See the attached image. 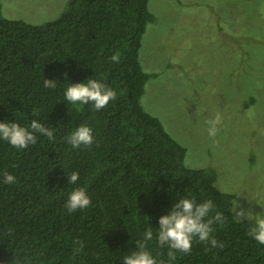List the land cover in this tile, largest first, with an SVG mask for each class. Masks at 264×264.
<instances>
[{
    "label": "trees",
    "instance_id": "trees-1",
    "mask_svg": "<svg viewBox=\"0 0 264 264\" xmlns=\"http://www.w3.org/2000/svg\"><path fill=\"white\" fill-rule=\"evenodd\" d=\"M148 4L70 0L58 18L35 24L6 17L0 2V120L28 125L38 119L52 130L51 138L41 135L26 149L0 140V264H11L14 251L29 250L43 253L45 264H121L118 258L135 247L131 241L145 226L144 216L158 226L177 194L211 199L223 212L212 233L218 244L194 240L190 252L176 251L172 258L153 240L148 247L158 260L264 264V244L249 234L252 221L233 214L236 194L217 187L214 166H189V148L142 105L151 73L141 64L140 49L147 25L157 19ZM117 53L119 62L111 60ZM89 76L117 91L99 111L63 99L67 78ZM46 78H58L57 86L46 88ZM84 123L94 129L95 141L72 148L66 137ZM73 170L92 199L87 209L69 212L64 202L76 185L67 184L65 172ZM5 173L16 182L4 183ZM77 240L84 250L74 254Z\"/></svg>",
    "mask_w": 264,
    "mask_h": 264
},
{
    "label": "rangeland",
    "instance_id": "rangeland-1",
    "mask_svg": "<svg viewBox=\"0 0 264 264\" xmlns=\"http://www.w3.org/2000/svg\"><path fill=\"white\" fill-rule=\"evenodd\" d=\"M69 1L0 0L6 17L35 24L58 18ZM148 6L157 19L140 49L151 73L144 109L189 148V166H214L217 187L235 193V205L261 211L264 0H149ZM217 116L210 137L206 121Z\"/></svg>",
    "mask_w": 264,
    "mask_h": 264
},
{
    "label": "clouds",
    "instance_id": "clouds-1",
    "mask_svg": "<svg viewBox=\"0 0 264 264\" xmlns=\"http://www.w3.org/2000/svg\"><path fill=\"white\" fill-rule=\"evenodd\" d=\"M119 59V53L111 57V60L115 62H119ZM64 75L65 77L69 76L67 72ZM57 80L59 79L46 78L44 86L55 88ZM65 81H70V83H67L63 90L64 102L77 108L90 104L95 110L99 111L117 96L116 89L109 86L102 79L93 78V76L86 77L78 82H73L71 78H67ZM218 123L219 116L206 121L208 125L207 132L210 137L216 136ZM41 135H47L51 138L52 130L45 127L38 119H32L28 125L21 124L15 119L0 120V140L7 141L17 149H26L29 145L35 144ZM94 141V129L87 123L74 128L66 137V142L72 148L90 147ZM65 175L67 176V184L76 185L67 192L64 202L66 209L69 212L87 209L92 198L87 186L78 184L79 171L65 172ZM3 182L12 185L16 182V177L12 173H5ZM174 190L175 185H172L167 191L171 195ZM172 199V206L159 216L158 226H153L151 216H144L145 226L139 232L138 238L131 241V243H135V247L122 252V255L118 258L121 264H164V261L158 260L148 247L153 240L161 247H167L169 249L168 255L172 258H174L176 251L190 252L194 240L217 246L218 242L212 233L215 224L223 223L224 214L216 210L214 202L211 199L198 201L196 196L191 194H177ZM232 211L238 219L252 221L249 231L250 236L259 243L264 244V208L261 207V211H253L251 208H244L236 204ZM137 215L139 217V212ZM83 250V242L75 241L74 254H79ZM11 264H45V262L43 253L29 250L14 251Z\"/></svg>",
    "mask_w": 264,
    "mask_h": 264
}]
</instances>
